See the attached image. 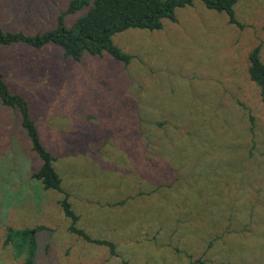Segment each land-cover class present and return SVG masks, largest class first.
I'll use <instances>...</instances> for the list:
<instances>
[{
  "label": "rangeland",
  "instance_id": "1",
  "mask_svg": "<svg viewBox=\"0 0 264 264\" xmlns=\"http://www.w3.org/2000/svg\"><path fill=\"white\" fill-rule=\"evenodd\" d=\"M70 1L0 0V33L51 31ZM233 10L243 28L195 0L160 30L113 35L128 65L0 45V72L55 158L75 227L116 246L68 231L63 194L32 179L40 161L0 104V264L29 250L4 246L7 228L32 231L33 264H264V103L247 74L261 43L264 63V0Z\"/></svg>",
  "mask_w": 264,
  "mask_h": 264
},
{
  "label": "trees",
  "instance_id": "2",
  "mask_svg": "<svg viewBox=\"0 0 264 264\" xmlns=\"http://www.w3.org/2000/svg\"><path fill=\"white\" fill-rule=\"evenodd\" d=\"M193 1L195 0H71L67 11L58 18L57 28L34 36L22 33H0V45L23 44L33 49H41L53 44L62 49L64 58L74 61H79L87 55L101 58L105 54L118 63L128 65L131 57L113 43V35L130 29L160 30L163 19L174 22V11L177 8L190 6ZM200 1L210 11L225 13L228 17V24L243 28V25L235 19L233 10L240 0ZM80 11L84 12L72 25L68 27L64 25L66 14H75ZM261 45L262 43L256 46L248 55L247 74L250 82L257 87L261 102L264 103V63L260 57ZM0 104L15 111L19 116L21 129L28 138L31 151L40 161L38 170L32 173V179L36 180L44 191L51 190L63 194L58 205L63 215L70 221L68 231L89 243L107 247L111 254L116 255V246L113 242L91 239L84 231L75 227L79 217L68 201V194L64 193L61 188V180L53 167L55 158L41 144L26 99L11 93L1 72ZM107 173L108 171L105 170L104 174L107 175ZM123 204L124 201H118L114 206ZM43 230H45L44 226L36 227V233ZM7 245H11L17 254L25 250L24 245L29 246L23 264H33L36 238L32 231L7 228L4 246ZM191 263L194 264V262Z\"/></svg>",
  "mask_w": 264,
  "mask_h": 264
}]
</instances>
